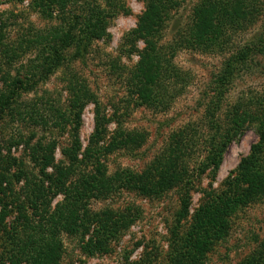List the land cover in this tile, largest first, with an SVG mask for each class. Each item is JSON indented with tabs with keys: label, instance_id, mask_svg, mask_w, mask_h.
Here are the masks:
<instances>
[{
	"label": "trees",
	"instance_id": "1",
	"mask_svg": "<svg viewBox=\"0 0 264 264\" xmlns=\"http://www.w3.org/2000/svg\"><path fill=\"white\" fill-rule=\"evenodd\" d=\"M59 1L66 2L47 0L49 5ZM106 1L108 8L95 1L84 4L81 16L72 19L57 42L38 36L37 55L15 76L0 68V264H59L64 237L75 240L87 258L111 253L112 243L120 241L140 214L130 206L122 211H93L89 204L110 199L118 189L147 196L174 190L177 208L167 227L168 264H206L208 255L228 235L229 215L264 200V92L240 100L223 120L225 128L221 123L230 89L264 58V33H252L241 46L233 39L250 32L257 18L264 16V0H200L189 19L191 26L175 35L178 45L174 47L180 50L195 41L206 53L217 49L222 58L206 95L203 115L211 135L204 138V154L199 160H191L192 156L187 164L183 160L181 146L195 136L193 128H184L173 135L171 145L146 173L122 170L109 176L104 161L121 142L107 138L108 126L116 119L105 114L102 104L70 67L66 68V108L49 95L22 101L66 65L86 59L93 43L109 40V21L122 9L116 0ZM183 1L149 0L127 38L144 43L130 87L141 107L163 109L167 97L163 80H174L175 88L170 91L174 99L186 87L180 81L182 72L171 70L162 58L166 48L154 41L167 29L170 13ZM22 53L21 47L5 45L7 65ZM88 104L94 107L93 131L83 147L78 133ZM11 126L17 128L16 134L5 136ZM18 126L30 128L28 135ZM249 128L258 134V143L237 165L235 178L228 177L218 192L201 191L199 206L191 213V195L201 190L199 179L205 175L214 179L229 146ZM66 133L67 144L61 145L60 138ZM18 150L21 153L16 157ZM57 152L60 159H56ZM188 174L191 179H186ZM149 249L143 246L139 260L131 264H153ZM239 264H264V242Z\"/></svg>",
	"mask_w": 264,
	"mask_h": 264
},
{
	"label": "rangeland",
	"instance_id": "2",
	"mask_svg": "<svg viewBox=\"0 0 264 264\" xmlns=\"http://www.w3.org/2000/svg\"><path fill=\"white\" fill-rule=\"evenodd\" d=\"M92 1L101 7H107L106 0H66L64 4L59 1L50 5L47 0H0V45L3 51H0V68L15 76L25 62L37 55L35 41H38V36L49 42H57L65 33L68 24H72V19L81 16L84 4ZM148 1L116 0L122 10L109 21V40L93 43L86 59L66 65L42 83L36 93L24 95L22 99L27 102L49 95L66 108L69 100L66 68L73 69L76 76L84 81L102 104L105 114L116 119V122H111L108 126L107 138L108 141H121V148L119 146L109 153L104 161L109 176L122 170L146 173L171 145L173 135H177L184 128H193L195 136L190 143L181 146L185 150L183 160L186 164L191 156V160H199L204 154V138L211 135L203 110L211 81L219 71L222 58L217 49L206 53L204 47L195 41L186 50L174 47L178 45L175 35L178 31L185 30L187 25L191 26L189 19H193V9L200 0H184L177 11L170 13L167 29L159 38L154 39L157 46L163 45L166 48L165 57L162 55V58L168 61L171 70L178 69L182 72L180 81L181 84H186L182 95L174 99L170 94L175 88L174 80L170 78L162 82L167 97L161 110L139 106L137 96L131 94V82L144 43L141 39L130 42L127 38L136 29L137 19L144 12ZM257 21L250 32L233 36L238 46L249 41L254 33H264V16L257 18ZM5 45L7 48L21 47L23 52L17 61L8 65L4 54ZM164 68L167 70L165 63ZM263 92L264 58L249 67L230 89L222 106L221 123L224 124L229 112L241 103L240 100ZM93 109V105L88 104L81 114L78 135L83 147L93 131ZM223 128L225 124L222 125ZM16 129L13 126L8 127L4 135H15ZM18 129L23 135L30 132V128L25 126H18ZM118 129L120 133L114 134ZM257 143L258 134L254 128H249L229 146L214 179L207 175L199 179L201 190L191 195V213L199 206L201 191L218 192L228 177L235 178L237 165ZM60 144H67V133L60 138ZM20 153L18 150L14 152V156L17 157ZM56 159H60L59 152L56 153ZM158 176L154 177L155 180ZM186 179H191V176L188 174ZM112 195L105 201H93L89 204L91 210L101 211L108 208L122 211L130 206V209L137 210L140 214L139 220L133 223L119 242L112 243L111 253L103 256L87 258L81 253L75 240L64 237V254L59 264H131L139 260L145 245L150 248L148 251L152 255L153 264H168L167 227L177 208L176 192L170 190L161 195L147 196L140 192L118 189ZM58 201L60 199L56 200ZM229 217L228 235L208 255L206 264H239L264 242V200L237 210ZM139 243L142 247L136 246Z\"/></svg>",
	"mask_w": 264,
	"mask_h": 264
}]
</instances>
